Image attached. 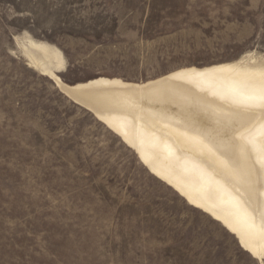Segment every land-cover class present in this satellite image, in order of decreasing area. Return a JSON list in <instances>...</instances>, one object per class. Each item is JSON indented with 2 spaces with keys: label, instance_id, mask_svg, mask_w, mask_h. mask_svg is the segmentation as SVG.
Listing matches in <instances>:
<instances>
[{
  "label": "rangeland",
  "instance_id": "rangeland-1",
  "mask_svg": "<svg viewBox=\"0 0 264 264\" xmlns=\"http://www.w3.org/2000/svg\"><path fill=\"white\" fill-rule=\"evenodd\" d=\"M26 34L69 86L141 83L264 54V0H0V264H260L27 68Z\"/></svg>",
  "mask_w": 264,
  "mask_h": 264
},
{
  "label": "bare ground",
  "instance_id": "bare-ground-1",
  "mask_svg": "<svg viewBox=\"0 0 264 264\" xmlns=\"http://www.w3.org/2000/svg\"><path fill=\"white\" fill-rule=\"evenodd\" d=\"M27 68L91 113L187 205L264 262V54L172 70L141 83L97 77L69 86L62 52L16 38Z\"/></svg>",
  "mask_w": 264,
  "mask_h": 264
}]
</instances>
